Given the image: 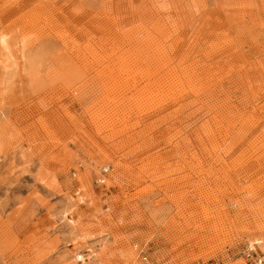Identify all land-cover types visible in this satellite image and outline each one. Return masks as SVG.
Segmentation results:
<instances>
[{
    "label": "rangeland",
    "instance_id": "rangeland-1",
    "mask_svg": "<svg viewBox=\"0 0 264 264\" xmlns=\"http://www.w3.org/2000/svg\"><path fill=\"white\" fill-rule=\"evenodd\" d=\"M0 37V264H264V0H0Z\"/></svg>",
    "mask_w": 264,
    "mask_h": 264
},
{
    "label": "built area",
    "instance_id": "built-area-1",
    "mask_svg": "<svg viewBox=\"0 0 264 264\" xmlns=\"http://www.w3.org/2000/svg\"><path fill=\"white\" fill-rule=\"evenodd\" d=\"M104 171H106V169H104ZM103 181V180H102ZM259 263H261V262H259Z\"/></svg>",
    "mask_w": 264,
    "mask_h": 264
},
{
    "label": "bare ground",
    "instance_id": "bare-ground-1",
    "mask_svg": "<svg viewBox=\"0 0 264 264\" xmlns=\"http://www.w3.org/2000/svg\"><path fill=\"white\" fill-rule=\"evenodd\" d=\"M0 40H1V37H0Z\"/></svg>",
    "mask_w": 264,
    "mask_h": 264
}]
</instances>
